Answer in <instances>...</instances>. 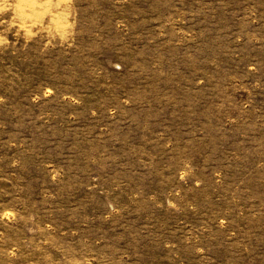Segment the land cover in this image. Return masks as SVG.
Here are the masks:
<instances>
[{
    "label": "rangeland",
    "instance_id": "1",
    "mask_svg": "<svg viewBox=\"0 0 264 264\" xmlns=\"http://www.w3.org/2000/svg\"><path fill=\"white\" fill-rule=\"evenodd\" d=\"M0 264H264V0H0Z\"/></svg>",
    "mask_w": 264,
    "mask_h": 264
}]
</instances>
